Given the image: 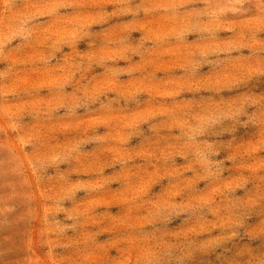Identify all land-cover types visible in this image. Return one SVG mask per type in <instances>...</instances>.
Instances as JSON below:
<instances>
[{
	"label": "rangeland",
	"instance_id": "rangeland-1",
	"mask_svg": "<svg viewBox=\"0 0 264 264\" xmlns=\"http://www.w3.org/2000/svg\"><path fill=\"white\" fill-rule=\"evenodd\" d=\"M0 264H264V0H0Z\"/></svg>",
	"mask_w": 264,
	"mask_h": 264
}]
</instances>
